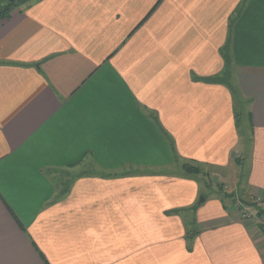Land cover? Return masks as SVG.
Masks as SVG:
<instances>
[{
    "label": "crops",
    "instance_id": "1",
    "mask_svg": "<svg viewBox=\"0 0 264 264\" xmlns=\"http://www.w3.org/2000/svg\"><path fill=\"white\" fill-rule=\"evenodd\" d=\"M157 1L31 0L0 21V264H264L237 196L200 203L174 166L264 200V0ZM228 32L245 154L231 90L202 81Z\"/></svg>",
    "mask_w": 264,
    "mask_h": 264
},
{
    "label": "rangeland",
    "instance_id": "2",
    "mask_svg": "<svg viewBox=\"0 0 264 264\" xmlns=\"http://www.w3.org/2000/svg\"><path fill=\"white\" fill-rule=\"evenodd\" d=\"M162 0H158L156 2V5H158ZM155 5V6H156ZM154 6V7H155ZM223 71V70H222ZM233 72H234V68L231 70V78H233ZM215 76H221V73L220 74H217ZM241 101V98H240V95H238V98H237V101L235 102V106H236V111L237 112H243V108H241L242 106V103L243 102H240ZM238 123H237V133H238V138H239V147H237V151H241L242 153L245 154V149H249L250 148V145L251 143L249 144V140L251 139V135L249 133V127L248 126V121H247V115H240L239 118L237 119ZM249 153V152H248ZM243 154V155H244ZM248 156L249 155H246L244 156V158H246V160L248 159ZM175 169L180 167V164H184L186 163L185 161H183L181 163V161L177 160L175 161ZM199 163V162H197ZM200 164V163H199ZM202 169L207 172L208 176H204V179L202 180H198L199 183H200V195H199V200L201 198H205L206 200L210 199V198H217L221 203H225L227 206H233L232 203H235V202H232V200H234L233 197H236L237 196V199H238V203L236 204L237 206V216L239 218V220H244L245 222H250L248 224H250L252 226V224L254 226H256V228L260 230V228H263L262 231H264V215L259 217L257 214H258V211L253 207L251 206L250 204H254L259 210H264V200L262 198H259L257 196H252V197H249V195L245 194V195H242V193L240 194V192L238 191V189L234 188V183L232 184H222L220 183L219 181L217 182V180H214L212 179L216 174L213 173L211 170H206L205 168H207L206 166L200 164ZM238 163H236V167H238ZM169 170H172V169H169ZM167 173H169L168 171H165ZM65 174L64 173H61L59 175H56L58 177L61 178V180L65 179ZM219 187H222L221 189H218ZM220 190L222 191H225L224 194H227L226 196H222L223 194L222 193H219ZM241 195V196H240ZM232 198V200H230ZM236 200V199H235ZM198 203V202H197ZM243 212H245L246 214L244 215L245 217H242L241 215L243 214ZM263 213H261L262 215ZM252 223V224H251Z\"/></svg>",
    "mask_w": 264,
    "mask_h": 264
},
{
    "label": "trees",
    "instance_id": "3",
    "mask_svg": "<svg viewBox=\"0 0 264 264\" xmlns=\"http://www.w3.org/2000/svg\"><path fill=\"white\" fill-rule=\"evenodd\" d=\"M31 0H15L14 2L10 3L8 0H0V21L7 18L9 16V14L27 4L28 2H30ZM157 6V5H156ZM230 31V28H229ZM230 42H231V33L228 32V36L226 39L225 44L221 47L220 49V54L221 57L224 61V68L223 71L221 72V76H213L210 77L208 79H202V81L204 82H208V83H216V84H223L226 85L232 93V97H233V101H237L238 98V92L237 90L232 86L231 83V57H230ZM195 80H200L197 78H194ZM240 102H244L243 100H241ZM243 107V103L241 108ZM242 112H237L235 111V122L236 125L238 123L237 119L239 118V116L241 115ZM186 163L182 164L181 169L182 172L184 174V176H189L191 178H198L200 177L201 179H204V176H208L207 172H205L201 165L195 161H185ZM222 187H219L218 189H221ZM219 193H223L222 196H226L227 194H224V192H222V190H220ZM251 206H253L257 211H258V216L261 217L264 215V210H259L254 204H250ZM196 207V206H194ZM261 213H263L261 215ZM260 230L262 231L263 228H260ZM264 233V231H262Z\"/></svg>",
    "mask_w": 264,
    "mask_h": 264
},
{
    "label": "water",
    "instance_id": "4",
    "mask_svg": "<svg viewBox=\"0 0 264 264\" xmlns=\"http://www.w3.org/2000/svg\"><path fill=\"white\" fill-rule=\"evenodd\" d=\"M8 1H9L10 3H12V2H14L15 0H8ZM203 201H204V199L201 198L199 202L202 203Z\"/></svg>",
    "mask_w": 264,
    "mask_h": 264
},
{
    "label": "built area",
    "instance_id": "5",
    "mask_svg": "<svg viewBox=\"0 0 264 264\" xmlns=\"http://www.w3.org/2000/svg\"><path fill=\"white\" fill-rule=\"evenodd\" d=\"M246 213L245 212H243V214L241 215L242 217H245L244 215H245Z\"/></svg>",
    "mask_w": 264,
    "mask_h": 264
}]
</instances>
